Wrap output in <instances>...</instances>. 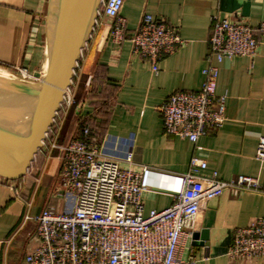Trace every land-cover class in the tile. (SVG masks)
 <instances>
[{
    "label": "crops",
    "instance_id": "obj_1",
    "mask_svg": "<svg viewBox=\"0 0 264 264\" xmlns=\"http://www.w3.org/2000/svg\"><path fill=\"white\" fill-rule=\"evenodd\" d=\"M46 7L47 0H0V62L19 63L25 47L38 35L41 69ZM144 14L176 30L182 44L159 61V72L154 75L148 61L131 54L128 39L121 44L112 41L108 24L102 20L83 46L81 66L78 60L73 71L76 81L81 77L76 85L87 92L81 115L87 117L98 139L132 137L135 166L179 175L188 171L190 159L196 157L206 163L202 176L216 173L222 181L237 176L257 178L259 193L227 189L205 203L192 232L204 233V239L187 237L179 258L185 261L193 256L205 264H264V257L237 261L227 256L234 230L264 218V163L255 159L257 143L264 138V39L253 59L238 57L218 65L216 95H226L225 121L197 144L165 135L158 111L177 91H199L211 18L240 19L255 27L264 21V0H125L121 16L127 38ZM58 169L54 159H34L19 180L0 178V264H22L24 256L38 245L35 218L47 204L61 209V201L53 195ZM167 182V177L159 178L160 185ZM172 202L171 194L154 190L143 197L145 212L164 209Z\"/></svg>",
    "mask_w": 264,
    "mask_h": 264
},
{
    "label": "built area",
    "instance_id": "obj_2",
    "mask_svg": "<svg viewBox=\"0 0 264 264\" xmlns=\"http://www.w3.org/2000/svg\"><path fill=\"white\" fill-rule=\"evenodd\" d=\"M124 1L100 0L92 30L104 18L112 41L121 44L128 39L131 54L148 61L157 75L159 61L174 53L182 40L176 30L149 14L143 15L127 38L121 16ZM261 38L264 21L252 27L240 19L214 15L199 91H177L158 107L164 134L195 145L210 130L221 127L226 95H216L218 65L238 57L253 59ZM90 130L84 126L66 144H53L60 152L53 195L61 201V209L47 204L35 218L38 245L24 256L22 264H205L193 256L185 261L179 258L205 203L227 189L261 191L254 177L222 181L216 173L202 176L206 163L196 157L190 159L188 171L179 175L135 166L132 137L98 139ZM255 159L264 163V138L257 143ZM160 177L168 178L166 186L159 184ZM152 190L171 194L172 204L145 212L143 197ZM227 256L237 261L264 257V218L234 230Z\"/></svg>",
    "mask_w": 264,
    "mask_h": 264
},
{
    "label": "water",
    "instance_id": "obj_3",
    "mask_svg": "<svg viewBox=\"0 0 264 264\" xmlns=\"http://www.w3.org/2000/svg\"><path fill=\"white\" fill-rule=\"evenodd\" d=\"M100 0H47L44 54L28 119L0 110V178L16 181L29 169L57 115L92 29ZM204 239L193 233L192 239Z\"/></svg>",
    "mask_w": 264,
    "mask_h": 264
},
{
    "label": "rangeland",
    "instance_id": "obj_4",
    "mask_svg": "<svg viewBox=\"0 0 264 264\" xmlns=\"http://www.w3.org/2000/svg\"><path fill=\"white\" fill-rule=\"evenodd\" d=\"M102 20H105V19L99 18L98 22L102 23ZM42 23H43L42 26L45 30V18ZM97 27H99V25H97L94 28V31L97 30ZM92 32L93 30L91 29L90 33ZM37 36L36 38L35 36H33L34 38H32L31 46H28V48L25 47L24 55H22L19 63L14 64V63L0 62V74L7 75L8 77L12 79L13 78L15 79L16 77L18 78V80L20 79L22 82L26 84H31L35 81L37 82L38 78L40 77V68H39V50L40 49L38 48L39 38ZM84 58L80 56V59H79L80 66ZM74 78L75 76H73V79ZM78 80H81V77H79ZM77 81L74 79L73 83L71 82L69 89L66 91L67 93L66 100L62 102V105L60 106V109L57 115L55 116V119L53 121V124L50 130L48 131L46 138L43 144L41 145L40 150L38 151L36 157L34 158V159H37V162L40 160L41 161L43 160L51 161L54 159L59 165L58 156L60 152L58 149L52 148L53 144H56L59 146L66 144L71 138L79 135L81 129L87 125L85 123V121L88 120L87 117L83 118L81 115L82 104L84 101L83 98L86 96L87 92L84 87H80V84L78 86L76 85ZM25 92H26V89H24V92L21 95V97L19 96L15 98L16 101H14L15 99H12L13 97L11 96L13 95H7V96L4 95V98H0V101H3V103L5 104L6 102L10 101L11 102L10 106H13L12 107L13 109H11L12 110L11 111L9 110L8 107L5 108V106L0 109L10 115L11 113L9 111L21 112L17 115V117L20 119H23L24 113H25L24 110L28 107V102H25L27 100V94H26L27 92L26 93ZM21 98L23 99L26 98V100L25 99L21 100ZM19 100L21 101L20 103H18ZM88 105L90 104H86V106ZM96 112L99 113L100 110L98 109Z\"/></svg>",
    "mask_w": 264,
    "mask_h": 264
},
{
    "label": "bare ground",
    "instance_id": "obj_5",
    "mask_svg": "<svg viewBox=\"0 0 264 264\" xmlns=\"http://www.w3.org/2000/svg\"><path fill=\"white\" fill-rule=\"evenodd\" d=\"M38 80H39V78H38ZM38 80H37V82H38ZM37 82L35 81L31 84H26V83L22 82L20 79L18 80V78H16V77H15V79L14 78L12 79V78L8 77L7 75L0 74V98H4V95H6V96L7 95H13V96H11V97H13L12 99H15L19 96L21 97V95L24 92V89H26L27 93L26 92L25 93L27 94V100H26V98H24V99L26 100L25 102H28V107L24 110L25 113H24L23 120L28 119L30 116L31 107H32L33 100H34L35 85ZM3 92H4V94H3ZM24 99L21 98V100H24ZM6 101H8V100H6ZM14 101H16V99ZM20 102L21 101L19 100L18 103H20ZM10 105H11L10 101L6 102V104L3 103V101H0V108L5 106V108L8 107L9 110H11V109H13L12 108L13 106H10ZM11 111H9L11 113V115L16 116V117L19 113H21V112H17V111L16 112H11Z\"/></svg>",
    "mask_w": 264,
    "mask_h": 264
},
{
    "label": "trees",
    "instance_id": "obj_6",
    "mask_svg": "<svg viewBox=\"0 0 264 264\" xmlns=\"http://www.w3.org/2000/svg\"><path fill=\"white\" fill-rule=\"evenodd\" d=\"M85 123L88 125V123H89L88 120H86ZM90 129H91V128H90ZM90 131H91V130H90ZM79 135H80V133H79ZM91 135H92V131H91ZM36 155H37V154H36Z\"/></svg>",
    "mask_w": 264,
    "mask_h": 264
}]
</instances>
